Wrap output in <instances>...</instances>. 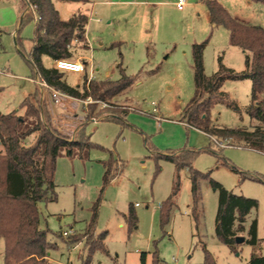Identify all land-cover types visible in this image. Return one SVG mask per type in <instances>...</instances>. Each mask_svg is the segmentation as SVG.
<instances>
[{
	"label": "rangeland",
	"instance_id": "obj_1",
	"mask_svg": "<svg viewBox=\"0 0 264 264\" xmlns=\"http://www.w3.org/2000/svg\"><path fill=\"white\" fill-rule=\"evenodd\" d=\"M52 1L64 17L69 11L79 9L89 18L87 39L72 44L74 59L82 58L85 71L82 74L67 72L66 83L82 87L86 78L119 80V65L127 76L139 78L130 89L109 102L92 98L91 101H79L85 114L91 105H97L95 118L87 119L82 105L76 103L74 113H63L65 117L58 119L62 131L75 137L83 133L95 146L89 150L87 159L65 155L58 159V199L39 205L42 227L49 228V241L55 245L50 251L51 263L82 264L86 257L81 236L100 197L104 174L102 162L109 160L111 154L123 168L102 195L96 224V233L106 232L104 243L109 255L97 251L90 264H142L144 253L146 264H153L155 256L161 264H202L206 257L204 244L216 264H248L253 253L264 254L260 247L254 248L246 242L239 244L234 252L218 239L219 193L211 187L209 180L220 183L236 195L258 201V208L249 214L245 231L240 236L248 239L251 224L257 220V235L262 240L264 155L219 139L216 142L182 121L183 111L195 93L193 44L209 39L204 50L205 75L208 77L219 70L220 58L226 68L237 73L246 69V55L229 44L228 31L222 26L211 25L205 0H186L182 11L176 6L178 0ZM218 1L238 20L264 28V4L249 0ZM26 13L32 15L21 25ZM36 20L35 9H30L27 1L0 0L2 113L23 110L21 104L35 90L25 56L32 47ZM17 37L23 48L18 46ZM54 64L50 57L43 58L45 67L52 68ZM222 90L227 94L226 102L236 103L239 110L227 103H219L212 110V123L226 128L251 129L255 124L248 114L251 80L226 81ZM30 99L36 104L33 98ZM45 109L48 113L46 106ZM125 111L129 113L123 117ZM111 117L121 121H108ZM48 119L53 126L50 116ZM33 139H29L30 142ZM185 150L196 153L193 168L210 177L200 181L202 216L198 224L190 208L188 168L178 171L173 163L162 157ZM176 183H179L176 203L170 222L163 229L160 209L172 195ZM131 205L135 208L138 225L129 231L125 215ZM73 238L78 242L69 245ZM0 264H4L2 239Z\"/></svg>",
	"mask_w": 264,
	"mask_h": 264
},
{
	"label": "trees",
	"instance_id": "obj_2",
	"mask_svg": "<svg viewBox=\"0 0 264 264\" xmlns=\"http://www.w3.org/2000/svg\"><path fill=\"white\" fill-rule=\"evenodd\" d=\"M35 8L38 17L36 31L32 39L33 46L25 59L33 75L37 74L41 81L62 95L85 101L109 102L126 92L138 80V76H127L119 65V80L95 81L85 79L84 85L73 87L66 83L65 74L56 68H46L43 58L50 57L53 61L75 60L74 41L86 40L89 18L84 13H77L68 20H63L52 0H24ZM63 2L86 3L90 0H58ZM264 4V0H249ZM208 8L209 21L212 26H222L229 33V44L241 49L246 55V69L237 73L226 68L219 59V70L212 76L205 75L204 50L209 39L192 45L195 93L183 111L182 121L198 129L214 141H226L237 147H244L264 154V28L244 23L233 17L218 0H205ZM31 14H26L21 21L23 25ZM17 44L23 43L17 37ZM249 79L252 82L251 104L248 114L255 123L251 129L226 128L212 123V110L219 103H227V94L222 90L226 81ZM36 104L26 99L21 108L23 115L16 112L0 111V239L4 242V264H52L50 251L55 247L49 241V228L42 227L41 203L57 201L56 169L58 159L79 157L87 159L89 150L95 146L90 137L80 133L74 140L56 130L48 119L45 106L41 103L39 93L33 95ZM229 107L239 110L236 103H227ZM97 105H91L86 113L87 119L95 118ZM104 110H101V112ZM100 113V112H99ZM98 113V114H99ZM129 112H123V117ZM108 121L120 122L116 118ZM33 141L30 142L31 138ZM30 139V140H29ZM29 141V142H28ZM229 144V145H230ZM196 153L185 150L176 155H163L176 168H188L191 182L192 216L196 223L202 216V197L200 181L208 180L209 175L195 170L192 162ZM104 174L102 189L98 201L93 206V217L85 233L81 236L85 242L86 257L82 264H90L93 254L101 251L109 255L105 246L106 232L96 233L99 217V204L105 190L119 175L123 165L112 154L110 159L103 161ZM231 167V166H230ZM236 171L234 167H231ZM248 179V177H245ZM261 182V179L253 178ZM210 180L211 187L219 193L216 216V236L234 252L237 246L248 243L254 248L264 250V239L257 235L258 222L254 220L249 230V238L240 234L245 231V223L249 214L258 208V201L242 195H236L220 183ZM179 183H176L172 195L163 202L160 209V223L164 229L170 222L171 212L176 203ZM129 231L137 228L138 217L133 205L125 215ZM81 241V240H80ZM78 241L73 238L68 244ZM206 257L202 264H216L203 245ZM147 255L141 257L146 264ZM153 264H161L155 256ZM248 264H264V254L253 253Z\"/></svg>",
	"mask_w": 264,
	"mask_h": 264
},
{
	"label": "crops",
	"instance_id": "obj_3",
	"mask_svg": "<svg viewBox=\"0 0 264 264\" xmlns=\"http://www.w3.org/2000/svg\"><path fill=\"white\" fill-rule=\"evenodd\" d=\"M68 3H71V2H68ZM25 11L26 10H24L23 15L25 14ZM77 13H80L79 12V9L78 10H73L72 12L69 11V13H68L69 15L66 16V17H64L63 14H61V12H60V15H61V17H62L63 20H68L73 15H75ZM87 43H88V40H87ZM32 46H33V42H32ZM54 63H55V61H54ZM52 68H55V64H54V66ZM63 73L66 75L67 72H63ZM38 79H40L39 76L37 74L33 75V73H32V78H30V81L31 82H34V84H35V90L26 99L33 98V95L36 92H38L39 93V96H40V99H41V103H43L46 106L47 110H48V115L50 116V119L52 121L53 127H55L56 130H58L64 136L68 137L70 140H74L76 138L75 137L76 135L74 136V134L73 135H70L68 133H65L64 131H62L58 127L59 126L58 125V119L65 117L64 114H67L68 112H73L74 113L76 111V108H77V104L76 103L81 104V102H79V100H77V99H73V98L67 97V96L62 95V94H60V96H55L53 89L50 88V87L47 88L45 86L39 85L38 82H37ZM78 87L80 89L82 88L81 86H78ZM52 101H54V103ZM25 111L26 110L23 109V110H18L17 112L16 111H12V112H16L18 115H23L25 113ZM82 111H83V114L85 116L86 114H85V111L83 110V105H82ZM9 113H11V112H9ZM5 114H7V113H5ZM0 147H1L0 152H3V147H2L1 144H0Z\"/></svg>",
	"mask_w": 264,
	"mask_h": 264
},
{
	"label": "built area",
	"instance_id": "obj_4",
	"mask_svg": "<svg viewBox=\"0 0 264 264\" xmlns=\"http://www.w3.org/2000/svg\"><path fill=\"white\" fill-rule=\"evenodd\" d=\"M176 6L180 11L184 10L186 6V0H178L176 3ZM28 7L30 9H35L29 2H28ZM37 20H38V17H37ZM55 68L62 72H70V73H77V74H82L85 71V66H84V63L82 62V58L78 60H57L55 61ZM37 82L39 85L49 88V86L45 82L41 81L40 79H38ZM53 91H54L55 96H60L61 94L60 92L54 89ZM89 100L91 101V98L86 99L85 102ZM154 112H157V109H154ZM219 144L222 145L223 143L221 142ZM65 235L67 234L65 233Z\"/></svg>",
	"mask_w": 264,
	"mask_h": 264
}]
</instances>
